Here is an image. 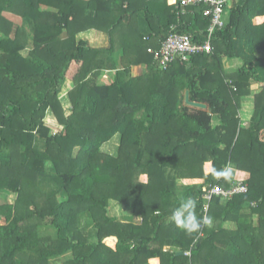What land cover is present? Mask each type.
Here are the masks:
<instances>
[{
  "label": "trees",
  "instance_id": "16d2710c",
  "mask_svg": "<svg viewBox=\"0 0 264 264\" xmlns=\"http://www.w3.org/2000/svg\"><path fill=\"white\" fill-rule=\"evenodd\" d=\"M204 9L183 11L180 0H0V264H49L67 253L63 264H264V0L226 6L210 53L163 69L148 51L173 33L204 41ZM90 29L109 45L77 36ZM106 71L112 78L100 83ZM185 90L207 108L185 104ZM48 110L62 127L54 134ZM116 135L115 152H104ZM226 165L229 181L209 174ZM239 178L246 193L204 198ZM180 196L213 218L195 244L197 234L169 220ZM112 202L130 214L115 216Z\"/></svg>",
  "mask_w": 264,
  "mask_h": 264
},
{
  "label": "built area",
  "instance_id": "2783aa9c",
  "mask_svg": "<svg viewBox=\"0 0 264 264\" xmlns=\"http://www.w3.org/2000/svg\"><path fill=\"white\" fill-rule=\"evenodd\" d=\"M234 0H180V6L183 11L191 5L204 4L203 14L210 19L209 26L204 41L193 40L190 34H170L162 43L159 49H148L153 53L154 60L163 68H167L174 60L180 59L187 61L191 56L210 53L212 51L211 39L217 29H221L224 25V10ZM248 186L242 181L232 182L229 187L225 188L215 185L210 188L204 198L209 201L212 196H221L222 198H230L235 194L246 193ZM207 210V205L205 206Z\"/></svg>",
  "mask_w": 264,
  "mask_h": 264
},
{
  "label": "clouds",
  "instance_id": "9594fccd",
  "mask_svg": "<svg viewBox=\"0 0 264 264\" xmlns=\"http://www.w3.org/2000/svg\"><path fill=\"white\" fill-rule=\"evenodd\" d=\"M209 174L214 179L229 181L232 177V169L229 166H225L221 169H217L215 166L209 167ZM198 201L193 196H180L176 206L171 210L169 220L178 229L183 230L187 235L193 236V244L197 242L198 234L202 227L213 226V218L211 216H198L197 209Z\"/></svg>",
  "mask_w": 264,
  "mask_h": 264
},
{
  "label": "rangeland",
  "instance_id": "374dc122",
  "mask_svg": "<svg viewBox=\"0 0 264 264\" xmlns=\"http://www.w3.org/2000/svg\"><path fill=\"white\" fill-rule=\"evenodd\" d=\"M28 52H29L28 49L22 50V54L25 55V56L28 55ZM237 65L238 64H237V62L235 60H233L231 62L225 61V67H226V71L227 72H231L232 70H234L237 67ZM144 70H146V69H144L143 67H141L140 69L135 68L134 69V74H138L140 72H143ZM104 73H105V76H103L102 78H104L103 80L106 81L110 73L109 72H104ZM100 81H101V79H100ZM67 87H68V85H66V87L64 89H67ZM253 90H254V92L255 91L257 92V91L260 90V88H259V86L257 84H253ZM61 98H62V101L64 102V104H66L67 103V95L64 93L61 96ZM253 99H254L253 98V94L249 98H244L243 99V102H242V110L243 111H241V112H244L243 113L244 117H249L248 115L251 114V112H248L249 111L248 109H252L253 108V105H254L253 104ZM45 125H47L49 127L50 132L52 134L59 132L61 130V128H62L60 125H58V121H57L56 117L51 112L47 113V115L45 117ZM38 142L39 141H37V144H38ZM118 144H119V136L116 135L115 137H113V139H111L109 142H107V143H105L103 145L102 150L104 152L113 153V152H115V149H116ZM40 147L43 148L42 145ZM241 179L242 178H239V179H237V181H239V180L242 181ZM181 182L182 183H193L194 181L182 180ZM110 212L112 214H114L115 216L119 217V218H122L125 215L130 214V210H128L127 208H125V207H123V206H121V205H119L118 203H115V202H112L111 208H110ZM135 220L138 222L139 218H136ZM227 225L228 224H226V226ZM42 232H44V231H42ZM92 239L94 240L93 236H91V240ZM71 256H72L71 253H67V254H64V255H62L60 257L53 258V259L50 260L49 264H63V261L66 260L67 258L71 257Z\"/></svg>",
  "mask_w": 264,
  "mask_h": 264
},
{
  "label": "crops",
  "instance_id": "0c3cea01",
  "mask_svg": "<svg viewBox=\"0 0 264 264\" xmlns=\"http://www.w3.org/2000/svg\"><path fill=\"white\" fill-rule=\"evenodd\" d=\"M141 26H142L141 27L142 30L144 29V31L146 30V32H147V28L145 26V23H142ZM77 36L85 38L88 41V43L90 45H92L93 47H107L109 45L107 35L104 32H99V31H96L95 29H90V30H87L85 32H81ZM141 67H143L144 69L146 68L145 65H140V66L133 67V73H134V69L135 68L140 69ZM106 72H108V71H106ZM109 73L110 74H109V76H108L106 81H110V79L112 78V76H111L112 72H109ZM103 76H105V73L99 78V82L100 83L105 82V80H103L104 78H102ZM100 79H101V81H100ZM66 85H68V87H67V89L64 90L65 94L67 93V90H69V88L71 87L70 86L71 85L70 84V79L67 81ZM248 110L247 111L250 112V109H248ZM49 112H51V111L48 110L47 113H49ZM186 181H194L193 183L201 182V180H199V179H186Z\"/></svg>",
  "mask_w": 264,
  "mask_h": 264
},
{
  "label": "water",
  "instance_id": "95a60500",
  "mask_svg": "<svg viewBox=\"0 0 264 264\" xmlns=\"http://www.w3.org/2000/svg\"><path fill=\"white\" fill-rule=\"evenodd\" d=\"M184 102L188 106L197 107V108H201V109H206L207 108V105L204 104V103L190 100V98H189V90H185ZM178 254H183V252H178Z\"/></svg>",
  "mask_w": 264,
  "mask_h": 264
}]
</instances>
